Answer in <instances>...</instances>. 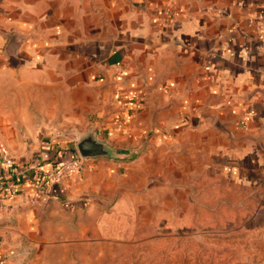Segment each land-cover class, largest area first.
I'll return each instance as SVG.
<instances>
[{
  "label": "crops",
  "instance_id": "1",
  "mask_svg": "<svg viewBox=\"0 0 264 264\" xmlns=\"http://www.w3.org/2000/svg\"><path fill=\"white\" fill-rule=\"evenodd\" d=\"M89 118L127 147L151 134L145 155L170 166L171 188L193 173L264 187V0H0V154L28 158L17 142ZM87 166L99 179L119 164ZM29 168L0 200V264H23L2 236L32 233L83 182H37Z\"/></svg>",
  "mask_w": 264,
  "mask_h": 264
},
{
  "label": "rangeland",
  "instance_id": "2",
  "mask_svg": "<svg viewBox=\"0 0 264 264\" xmlns=\"http://www.w3.org/2000/svg\"><path fill=\"white\" fill-rule=\"evenodd\" d=\"M47 130H40L37 140L17 142L16 149L29 150L28 158L7 147L5 152L36 165L40 158L31 149L52 146L78 154L80 137L94 131L128 156L114 160L119 167L99 179L87 171L94 170L87 166L89 160L84 161L85 171L71 176L83 182L67 185L50 201L32 233L25 234L22 227L11 238L2 236L22 250L23 264H264V187L193 173L184 180L189 188H171L175 175L170 166L153 164L145 155L151 134L147 142L127 147L113 130L90 118ZM154 147L156 152L160 146ZM123 164L132 166L130 174Z\"/></svg>",
  "mask_w": 264,
  "mask_h": 264
},
{
  "label": "trees",
  "instance_id": "3",
  "mask_svg": "<svg viewBox=\"0 0 264 264\" xmlns=\"http://www.w3.org/2000/svg\"><path fill=\"white\" fill-rule=\"evenodd\" d=\"M41 152L36 155L40 159L37 161L36 166L38 167L40 172L32 173V176L36 178L37 182L48 183L49 180L45 179L42 175L45 171H55L59 172L62 171L63 166L67 162H73L80 160L78 154L75 150H55L52 148H44L40 150ZM41 154V155H40ZM27 160V159H26ZM18 160L16 161V165L14 168L13 173L7 172L4 165L0 162V200L4 201V189L11 183L20 186L22 182V175L19 172L20 166H27L30 167L35 165L34 163H29L27 160ZM26 161V163H24ZM22 162V164H21ZM31 162V161H30ZM33 162V161H32Z\"/></svg>",
  "mask_w": 264,
  "mask_h": 264
},
{
  "label": "built area",
  "instance_id": "4",
  "mask_svg": "<svg viewBox=\"0 0 264 264\" xmlns=\"http://www.w3.org/2000/svg\"><path fill=\"white\" fill-rule=\"evenodd\" d=\"M0 162L4 165L5 169L9 173H13L16 161L6 152H2L0 154ZM84 170V161L78 160L73 162H67L64 166L62 171L55 172V171H45L42 173L43 177L50 182H58L61 179L65 178V176H74L81 173ZM29 171L32 173L40 172L36 165H32L29 168ZM19 191V186L11 183L4 189V199L5 200H13Z\"/></svg>",
  "mask_w": 264,
  "mask_h": 264
},
{
  "label": "water",
  "instance_id": "5",
  "mask_svg": "<svg viewBox=\"0 0 264 264\" xmlns=\"http://www.w3.org/2000/svg\"><path fill=\"white\" fill-rule=\"evenodd\" d=\"M79 157L83 161L98 158L123 159L128 156L127 151L118 150L97 138L94 131H90L80 137L77 143Z\"/></svg>",
  "mask_w": 264,
  "mask_h": 264
}]
</instances>
